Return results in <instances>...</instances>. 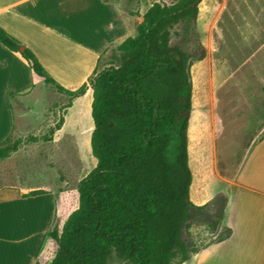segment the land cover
Returning a JSON list of instances; mask_svg holds the SVG:
<instances>
[{
  "label": "trees",
  "instance_id": "1",
  "mask_svg": "<svg viewBox=\"0 0 264 264\" xmlns=\"http://www.w3.org/2000/svg\"><path fill=\"white\" fill-rule=\"evenodd\" d=\"M202 2L153 4L137 35L100 56L93 75L75 91L57 83L34 52L0 27V43L20 54L44 84L71 100L88 91L93 95L91 149L97 165L79 184V207L50 231L56 243L51 264H108L114 253L130 264H175L178 256L181 263L190 258L189 230L206 208L190 200L192 55L173 36L197 22ZM62 124L41 139L52 141ZM20 144L13 135L6 138L0 143V160ZM231 234L227 228L210 244Z\"/></svg>",
  "mask_w": 264,
  "mask_h": 264
},
{
  "label": "rangeland",
  "instance_id": "2",
  "mask_svg": "<svg viewBox=\"0 0 264 264\" xmlns=\"http://www.w3.org/2000/svg\"><path fill=\"white\" fill-rule=\"evenodd\" d=\"M173 2L139 0L138 9L147 12L155 3ZM199 8L197 22L179 28L173 42L192 55L190 200L206 209L189 230L190 258L181 263L178 256L175 264H192L198 251L225 234L232 222V210L226 215L235 179L249 148L264 138V0H203ZM92 96L71 100L42 83L15 98L13 140L21 144L0 160V199L20 190L55 192L63 225L79 207L80 182L97 165L91 149ZM61 120L52 141H43ZM35 137L41 140L31 141ZM108 264L130 263L114 253Z\"/></svg>",
  "mask_w": 264,
  "mask_h": 264
},
{
  "label": "crops",
  "instance_id": "3",
  "mask_svg": "<svg viewBox=\"0 0 264 264\" xmlns=\"http://www.w3.org/2000/svg\"><path fill=\"white\" fill-rule=\"evenodd\" d=\"M138 2L0 0V27L34 52L57 83L75 91L93 75L100 56L137 35L146 13ZM42 83L20 54L0 43V143L16 131L15 98ZM234 184L226 215L232 210L231 236L202 248L192 264H264V138L249 148ZM27 194L20 190L0 199V264L52 262L56 243L50 231L64 218L58 195Z\"/></svg>",
  "mask_w": 264,
  "mask_h": 264
}]
</instances>
